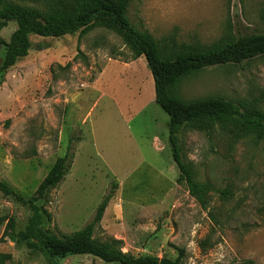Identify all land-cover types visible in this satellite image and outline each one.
<instances>
[{"label":"rangeland","instance_id":"1","mask_svg":"<svg viewBox=\"0 0 264 264\" xmlns=\"http://www.w3.org/2000/svg\"><path fill=\"white\" fill-rule=\"evenodd\" d=\"M128 17L158 40L215 47L264 33V0H131ZM16 29L15 21L0 28V65ZM31 41L42 49L0 72V179L31 196L73 140L70 173L41 202L50 232L66 237L82 229L115 178L119 188L94 232L97 241L179 264H264V140L233 124L180 131L183 159L196 178L231 192L211 194L213 220L177 182L169 116L155 102L145 57L120 32L97 23ZM176 92L188 101L221 96L264 113V56L207 68L184 78ZM4 216L24 230L31 210L0 192ZM7 227L0 224V264H46L40 252L10 241ZM60 264L116 263L83 254Z\"/></svg>","mask_w":264,"mask_h":264},{"label":"trees","instance_id":"2","mask_svg":"<svg viewBox=\"0 0 264 264\" xmlns=\"http://www.w3.org/2000/svg\"><path fill=\"white\" fill-rule=\"evenodd\" d=\"M24 1L31 5L0 0V28L10 21L17 23L0 65V72L16 65L33 48L42 49L40 44L32 43L31 36L60 38L76 35L97 23H105L116 29L138 56L145 57L152 73L155 102L169 116V146L179 170L177 182L184 183L202 209L207 210L211 219L216 220L211 212V194L218 192L221 198H229L231 192L228 189H217L210 182H201L196 178L192 165L183 159L180 131L184 127L204 130L213 128L217 123L224 126L233 124L244 132V136L252 134L264 140V113L248 104H237L221 96L184 100L178 96L176 88L184 78L207 68L240 65L264 56V33L240 35L215 47L187 46L178 44L175 37L158 40L134 26L128 17L131 0ZM75 150L73 140L69 139L66 153L57 158L37 190L29 197L0 179V192L15 198L31 210L24 230H17L14 217L0 218V224L8 221L6 237L18 246L40 252L46 264H60L69 256L83 254L93 255L106 263L160 264L157 257L131 256L123 253L116 245L102 243L94 238V232L101 225L105 211L119 188L115 178L111 179L109 189L96 208L93 219L82 229L69 236L59 237L46 228L45 216L48 213L41 202L70 173Z\"/></svg>","mask_w":264,"mask_h":264},{"label":"water","instance_id":"3","mask_svg":"<svg viewBox=\"0 0 264 264\" xmlns=\"http://www.w3.org/2000/svg\"><path fill=\"white\" fill-rule=\"evenodd\" d=\"M160 264H179V263L172 262V261H170L168 259H162V260H160Z\"/></svg>","mask_w":264,"mask_h":264},{"label":"crops","instance_id":"4","mask_svg":"<svg viewBox=\"0 0 264 264\" xmlns=\"http://www.w3.org/2000/svg\"><path fill=\"white\" fill-rule=\"evenodd\" d=\"M108 210H109V206L107 207V209H106V211H105V215H104L103 219H105ZM102 221H103V220H102Z\"/></svg>","mask_w":264,"mask_h":264}]
</instances>
